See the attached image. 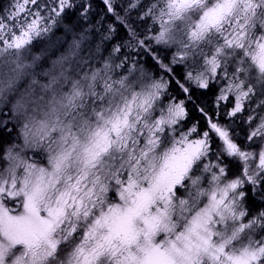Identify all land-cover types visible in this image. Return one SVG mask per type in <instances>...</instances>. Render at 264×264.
<instances>
[{
	"label": "snow or ice",
	"instance_id": "obj_1",
	"mask_svg": "<svg viewBox=\"0 0 264 264\" xmlns=\"http://www.w3.org/2000/svg\"><path fill=\"white\" fill-rule=\"evenodd\" d=\"M101 3L0 9V264H264V0Z\"/></svg>",
	"mask_w": 264,
	"mask_h": 264
},
{
	"label": "trees",
	"instance_id": "obj_2",
	"mask_svg": "<svg viewBox=\"0 0 264 264\" xmlns=\"http://www.w3.org/2000/svg\"><path fill=\"white\" fill-rule=\"evenodd\" d=\"M9 2H10V0H0V9H5L8 6ZM92 4H93V12H92L91 19H92V22L94 23L96 20L100 19L104 15V5L101 3V0H92ZM106 22H111V18L110 17L107 18ZM150 23L151 22L149 21V24ZM140 30L143 31L144 30L143 27ZM124 35H125V33H124L123 29H120L116 39H114L111 43L107 44V46H106L107 50L110 51L111 44L118 42L120 37H123ZM98 39H99L98 35H94L93 36V40L94 41L98 40ZM42 45H43L42 42L34 41V49H33V51H39L40 48L42 47ZM93 47H94V44H93ZM102 54L103 55H107V51H104ZM162 55L170 57V53H162ZM145 67L149 71L156 72V68H155L154 64L151 63V62L147 63L145 65ZM183 71H184V69H183L182 66H178L176 68L177 75H181L182 76ZM170 91H171V95H173V96L179 95L178 89H175L174 85L172 86V89H170ZM196 95L200 96V100L202 102H205L208 105L209 109H211L213 107V103L212 102L214 100V92H208V93H206L204 95H201L200 92H197ZM179 98H183L182 95H180ZM188 107H189V109H191L192 105L189 104ZM196 119H197V116L195 114H193L191 116V118L189 119V121L187 122V126L190 127L191 124L194 123ZM201 126H203V122H201Z\"/></svg>",
	"mask_w": 264,
	"mask_h": 264
},
{
	"label": "rangeland",
	"instance_id": "obj_3",
	"mask_svg": "<svg viewBox=\"0 0 264 264\" xmlns=\"http://www.w3.org/2000/svg\"><path fill=\"white\" fill-rule=\"evenodd\" d=\"M42 47H43V45H42ZM42 47H41V48H42Z\"/></svg>",
	"mask_w": 264,
	"mask_h": 264
}]
</instances>
